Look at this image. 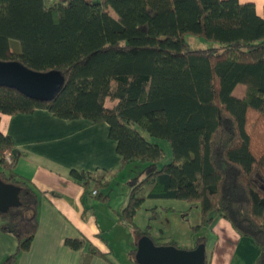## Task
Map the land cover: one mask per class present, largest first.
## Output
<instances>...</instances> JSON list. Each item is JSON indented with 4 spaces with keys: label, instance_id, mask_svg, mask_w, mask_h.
Returning <instances> with one entry per match:
<instances>
[{
    "label": "trees",
    "instance_id": "trees-1",
    "mask_svg": "<svg viewBox=\"0 0 264 264\" xmlns=\"http://www.w3.org/2000/svg\"><path fill=\"white\" fill-rule=\"evenodd\" d=\"M188 35L212 45L193 48ZM0 60L60 70L65 77L50 101L0 86V114L46 109L63 119L109 124L121 162L108 173L116 176L130 167L120 220L139 238L147 235L161 244L150 225L134 223L147 200H183L201 213V225L192 226L194 248L207 239L197 228L219 215L255 241L256 264H264V16L253 3L0 0ZM142 131L170 144L171 161H164L159 141ZM6 152H13V141L0 130V165L9 171L0 170V176L22 188V205L0 212L2 231L18 241L1 264H18L38 231L41 197L14 172ZM70 174L86 192L93 188L97 199L109 201L108 193L99 192L109 179ZM66 243L82 251L80 264H91L95 256L108 260L89 238ZM136 251L137 246L130 251L134 264ZM205 264H211L208 251Z\"/></svg>",
    "mask_w": 264,
    "mask_h": 264
},
{
    "label": "crops",
    "instance_id": "crops-1",
    "mask_svg": "<svg viewBox=\"0 0 264 264\" xmlns=\"http://www.w3.org/2000/svg\"><path fill=\"white\" fill-rule=\"evenodd\" d=\"M54 1L58 0H48ZM240 2L253 3L257 13L264 16V0ZM0 130L13 141L14 172L26 179L41 197L38 231L30 250L20 255L18 264H80L82 251L70 247L66 240L85 237L108 253V260L95 256L91 264H134L130 255V260L119 257L105 238L107 231L118 227L128 229L119 213L128 203L129 192L118 207L104 215L103 222L98 211L101 206L91 200L95 197L93 188L86 192L70 174L71 170L85 171L110 181L118 177L120 173L116 176L108 173L115 171L121 162L117 142L110 138L108 123L94 124L84 118L63 119L46 109H37L33 113L0 114ZM0 170L9 173L1 165ZM109 186L105 193L110 200L113 186ZM103 191V188L99 190ZM155 208L158 216L151 221L148 219L151 211L143 210L152 237L161 244L175 242L181 248H194L196 235L192 226L201 221L199 209L195 212V223H191L186 213L174 207ZM1 224L0 217V264L18 247V241L4 233ZM206 227L203 236L207 237L206 250L211 255V264H256L260 248L253 239L240 236L226 219L215 215ZM126 233L133 237L134 249L139 237L131 229Z\"/></svg>",
    "mask_w": 264,
    "mask_h": 264
},
{
    "label": "water",
    "instance_id": "water-1",
    "mask_svg": "<svg viewBox=\"0 0 264 264\" xmlns=\"http://www.w3.org/2000/svg\"><path fill=\"white\" fill-rule=\"evenodd\" d=\"M65 84L60 70L36 71L19 61L0 60V86L14 88L28 97L50 101L56 97ZM22 188L8 183L0 176V212L22 205ZM206 244L185 249L171 244H156L143 235L137 243L135 260L138 264H205Z\"/></svg>",
    "mask_w": 264,
    "mask_h": 264
},
{
    "label": "rangeland",
    "instance_id": "rangeland-1",
    "mask_svg": "<svg viewBox=\"0 0 264 264\" xmlns=\"http://www.w3.org/2000/svg\"><path fill=\"white\" fill-rule=\"evenodd\" d=\"M188 41L191 43L193 48H207L212 45L211 42L205 40L204 38H200L194 35H188L187 36ZM143 135L147 137L148 139L152 141H159V143L165 148L166 150V157L164 159L165 162H169L172 159V150L170 147V144L163 139L157 140L154 137H151L149 133L142 131ZM130 173V167L126 168L123 172H120L117 178L111 179L110 184H112L113 189L112 192V198L106 202L102 201L100 199H97L94 197L93 200L96 204H99L101 207L99 211L101 215V219L104 222V215L109 212L112 208L115 209L114 207H118L120 205L121 200H123V196L126 197L129 192V184H128V175ZM109 184V185H110ZM110 187V186H109ZM108 187V188H109ZM107 188V187H106ZM106 188L104 189V192L106 191ZM107 188V189H108ZM127 190V191H126ZM110 192V191H107ZM143 206V205H142ZM156 206L160 207H174L175 209H178L179 211H182V213H186L188 217H190L191 223H195V212L197 211L198 208H191V205L187 203L186 201L183 200H178V199H149L144 207H142L136 214L134 218V223L138 227H147L149 224V221H151L149 218V221L145 223V212L143 210L149 209L151 211V215H156L155 212H157ZM167 208L165 209V211ZM200 212V209H199ZM150 215V216H151ZM202 221V220H201ZM201 221L199 224L194 226H199L201 225ZM209 225V224H208ZM206 225V226H208ZM198 227L197 228V235H204L206 234L205 232L207 231V227ZM130 230V227L127 225L125 226ZM122 230L121 227L115 228L113 231H107V234L105 236L106 241L110 243V246L113 247L117 253V255L123 259H129L130 251L132 249L131 245L134 244V240L132 236H129L126 231L128 232L129 230ZM132 230V229H131ZM193 230V229H192ZM133 232V230H132ZM211 231H209V234ZM195 234V233H194ZM134 246V245H133ZM131 256V255H130Z\"/></svg>",
    "mask_w": 264,
    "mask_h": 264
},
{
    "label": "built area",
    "instance_id": "built-area-1",
    "mask_svg": "<svg viewBox=\"0 0 264 264\" xmlns=\"http://www.w3.org/2000/svg\"><path fill=\"white\" fill-rule=\"evenodd\" d=\"M5 159H6L8 162H12V161H13V159H12V153H11V152H6V153H5ZM97 194H98L97 190H94V191H93V195H97Z\"/></svg>",
    "mask_w": 264,
    "mask_h": 264
}]
</instances>
